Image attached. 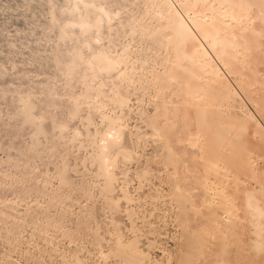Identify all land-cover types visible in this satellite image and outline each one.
Listing matches in <instances>:
<instances>
[{
	"label": "bare ground",
	"instance_id": "6f19581e",
	"mask_svg": "<svg viewBox=\"0 0 264 264\" xmlns=\"http://www.w3.org/2000/svg\"><path fill=\"white\" fill-rule=\"evenodd\" d=\"M0 264H264V0H0Z\"/></svg>",
	"mask_w": 264,
	"mask_h": 264
}]
</instances>
